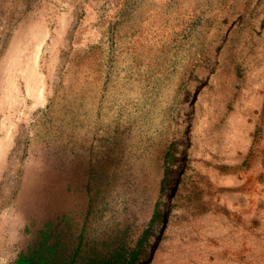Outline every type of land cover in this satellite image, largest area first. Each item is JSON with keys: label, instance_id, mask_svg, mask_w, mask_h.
<instances>
[{"label": "rangeland", "instance_id": "obj_1", "mask_svg": "<svg viewBox=\"0 0 264 264\" xmlns=\"http://www.w3.org/2000/svg\"><path fill=\"white\" fill-rule=\"evenodd\" d=\"M126 229L264 264V0H0V264Z\"/></svg>", "mask_w": 264, "mask_h": 264}, {"label": "trees", "instance_id": "obj_2", "mask_svg": "<svg viewBox=\"0 0 264 264\" xmlns=\"http://www.w3.org/2000/svg\"><path fill=\"white\" fill-rule=\"evenodd\" d=\"M178 185L172 187L171 197L173 198L178 191ZM165 194V193H164ZM157 218L163 219L164 226L161 230V234L167 229L168 223L167 215L158 216ZM150 230L145 231L140 234L135 240L131 238L128 230L122 234H117L108 240H104L102 243V252H97L96 248L92 244L89 245V261L87 264H140L146 254L150 251L153 237H158L159 234H155V231L149 233ZM152 234V237L149 236ZM160 238V236H159ZM42 264H66L63 260L58 261V259H51L43 256ZM75 258L68 264H75Z\"/></svg>", "mask_w": 264, "mask_h": 264}, {"label": "bare ground", "instance_id": "obj_3", "mask_svg": "<svg viewBox=\"0 0 264 264\" xmlns=\"http://www.w3.org/2000/svg\"><path fill=\"white\" fill-rule=\"evenodd\" d=\"M199 86V83L196 85V87H198ZM43 93V91L41 92V94ZM172 189V186L169 188V190H168V194L167 195H170L171 194V192H170V190ZM161 223H160V225L158 226L159 228H158V230H157V232L159 233V231H160V229H161Z\"/></svg>", "mask_w": 264, "mask_h": 264}]
</instances>
